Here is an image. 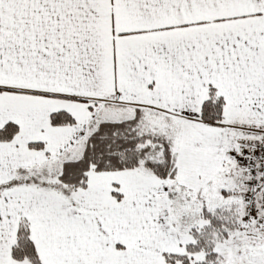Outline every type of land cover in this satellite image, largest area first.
Returning a JSON list of instances; mask_svg holds the SVG:
<instances>
[{"label":"snow or ice","instance_id":"obj_1","mask_svg":"<svg viewBox=\"0 0 264 264\" xmlns=\"http://www.w3.org/2000/svg\"><path fill=\"white\" fill-rule=\"evenodd\" d=\"M0 264H264V0H0Z\"/></svg>","mask_w":264,"mask_h":264}]
</instances>
